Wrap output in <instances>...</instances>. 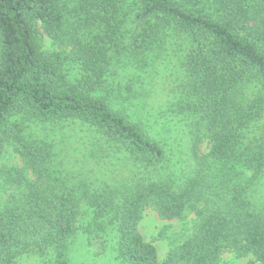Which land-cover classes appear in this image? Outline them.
Wrapping results in <instances>:
<instances>
[{
    "label": "trees",
    "instance_id": "1",
    "mask_svg": "<svg viewBox=\"0 0 264 264\" xmlns=\"http://www.w3.org/2000/svg\"><path fill=\"white\" fill-rule=\"evenodd\" d=\"M66 10V0H0V155L14 144L41 177L50 148L40 144L33 151L24 138L27 123L70 119L95 128L148 167L164 161L161 143L97 93L111 67V50L119 54L128 24L134 27L135 51L162 46V35L185 45L179 66L193 109L210 127L212 159L239 161L244 139L255 129L264 133V0H75L73 16L91 19L95 35L76 37L68 53L43 50L44 36L57 42L65 35ZM69 62L81 68L77 81L65 70ZM251 161L252 167L264 166L263 146ZM194 185L176 193L162 183H137L99 194L90 205L97 218H109L116 227L118 256L127 264H219L222 252L238 243L235 231L264 264V215L253 195L261 186L253 189L247 206L237 198L240 203L228 201L224 211L201 216L194 235L159 259L155 245L138 231L143 212L154 205L163 218L185 217L176 215ZM33 187L21 203L0 214V264H14L29 250L60 246L75 232L76 191Z\"/></svg>",
    "mask_w": 264,
    "mask_h": 264
},
{
    "label": "rangeland",
    "instance_id": "2",
    "mask_svg": "<svg viewBox=\"0 0 264 264\" xmlns=\"http://www.w3.org/2000/svg\"><path fill=\"white\" fill-rule=\"evenodd\" d=\"M74 3L66 0L65 35L57 42L44 36L43 50L68 53L76 37L95 35L91 19L73 16ZM130 8L126 5V10ZM133 30L131 24L122 29L119 54L111 50V67L97 93L161 143L166 151L164 161L148 167L77 120L28 122L24 138L31 141L33 151L40 144L50 148L47 168H42L44 178L26 166L14 144L7 145L0 155V214L21 203L33 186L55 191L72 188L78 194L80 208L71 238L60 246L20 254L14 264H127L118 256L116 227L109 218H97L90 202L99 194L126 191L137 183H162L176 193H184L195 183L194 192L176 215L185 217L163 218L154 205L143 212L138 231L155 245L160 260L194 235L201 216L213 209L224 211L228 201L240 203L234 201L237 198L245 200L247 206L255 187L261 186L253 195L264 215V166H251L254 154L264 147V133L255 129L244 139L239 161L212 159L210 127L202 112L193 109L194 99L186 90L185 72L179 66L187 53L185 45L162 35V46L135 51L130 39ZM65 70L72 81L82 76L81 68L73 62L67 63ZM235 217L233 222L239 225ZM238 234L235 231L237 245L222 252L219 264H259Z\"/></svg>",
    "mask_w": 264,
    "mask_h": 264
}]
</instances>
